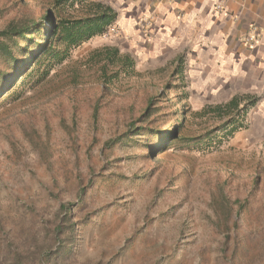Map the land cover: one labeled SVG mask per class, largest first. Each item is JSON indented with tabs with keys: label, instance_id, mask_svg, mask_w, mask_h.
Returning a JSON list of instances; mask_svg holds the SVG:
<instances>
[{
	"label": "rangeland",
	"instance_id": "obj_1",
	"mask_svg": "<svg viewBox=\"0 0 264 264\" xmlns=\"http://www.w3.org/2000/svg\"><path fill=\"white\" fill-rule=\"evenodd\" d=\"M61 2L0 0V30L125 3ZM115 21L46 79L35 66L0 95V264H264L258 96L237 93L239 113L214 114L232 93L207 92L188 56L156 65L150 21ZM182 122L180 141L153 138ZM132 123L147 133L111 143Z\"/></svg>",
	"mask_w": 264,
	"mask_h": 264
},
{
	"label": "crops",
	"instance_id": "obj_2",
	"mask_svg": "<svg viewBox=\"0 0 264 264\" xmlns=\"http://www.w3.org/2000/svg\"><path fill=\"white\" fill-rule=\"evenodd\" d=\"M124 2L121 10L112 9L117 24L135 30L150 21L156 65L188 56L207 92L223 89L232 93L229 100L253 93L264 110V0ZM254 35L255 41L247 43Z\"/></svg>",
	"mask_w": 264,
	"mask_h": 264
},
{
	"label": "trees",
	"instance_id": "obj_3",
	"mask_svg": "<svg viewBox=\"0 0 264 264\" xmlns=\"http://www.w3.org/2000/svg\"><path fill=\"white\" fill-rule=\"evenodd\" d=\"M94 6L96 8L93 13L80 18L58 19L52 11L46 10L40 18L26 17L18 22L11 21L6 28L1 29L0 54L9 64V68L5 71L0 70V77L4 82L0 88V95L13 90L24 78H31L35 66L38 67L36 70V73H39L38 82L46 79L57 65L69 58L73 49L95 37L104 35L115 21L116 13L110 7L100 3ZM240 106L241 100L234 98L228 104L217 106L211 111L220 117L225 114L231 116L233 112L239 111ZM187 113V110L183 112L184 120ZM227 126L231 128L230 135L234 134L239 127L232 118ZM183 127L184 122L172 129L155 130L153 138L161 139L163 136L164 140L161 145L180 141L183 139L180 136ZM146 131V128L132 123L124 135L112 139L111 143L121 141L130 134L133 137L145 135ZM217 137L209 133L207 140L213 141Z\"/></svg>",
	"mask_w": 264,
	"mask_h": 264
},
{
	"label": "built area",
	"instance_id": "obj_4",
	"mask_svg": "<svg viewBox=\"0 0 264 264\" xmlns=\"http://www.w3.org/2000/svg\"><path fill=\"white\" fill-rule=\"evenodd\" d=\"M217 9H222L220 6L217 7ZM256 35H254L253 37H247L246 42L247 43H253L255 41Z\"/></svg>",
	"mask_w": 264,
	"mask_h": 264
}]
</instances>
